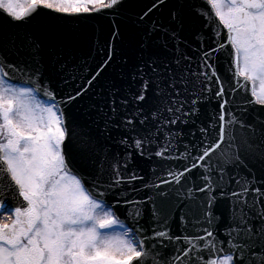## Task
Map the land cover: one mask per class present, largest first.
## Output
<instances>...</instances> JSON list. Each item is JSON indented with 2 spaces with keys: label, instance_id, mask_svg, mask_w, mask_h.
Returning a JSON list of instances; mask_svg holds the SVG:
<instances>
[{
  "label": "snow or ice",
  "instance_id": "obj_1",
  "mask_svg": "<svg viewBox=\"0 0 264 264\" xmlns=\"http://www.w3.org/2000/svg\"><path fill=\"white\" fill-rule=\"evenodd\" d=\"M18 2L0 264H264V0Z\"/></svg>",
  "mask_w": 264,
  "mask_h": 264
},
{
  "label": "water",
  "instance_id": "obj_2",
  "mask_svg": "<svg viewBox=\"0 0 264 264\" xmlns=\"http://www.w3.org/2000/svg\"><path fill=\"white\" fill-rule=\"evenodd\" d=\"M71 27L76 32L83 31L84 33H86V35H87V43L88 44H91L92 43L93 38L96 35H100L101 37H103L104 35L107 34V24H106L105 19H101L99 22H95V21L90 22L86 26H84L83 28H81V26H78V25H73ZM86 51H87V46L85 44H81L77 48V53L78 54H83ZM220 70L221 71H224L225 70L224 61H221V68H220ZM144 167L146 168L147 165H144Z\"/></svg>",
  "mask_w": 264,
  "mask_h": 264
},
{
  "label": "rangeland",
  "instance_id": "obj_3",
  "mask_svg": "<svg viewBox=\"0 0 264 264\" xmlns=\"http://www.w3.org/2000/svg\"><path fill=\"white\" fill-rule=\"evenodd\" d=\"M27 3H28V0H19V2L17 4V8L23 9Z\"/></svg>",
  "mask_w": 264,
  "mask_h": 264
}]
</instances>
